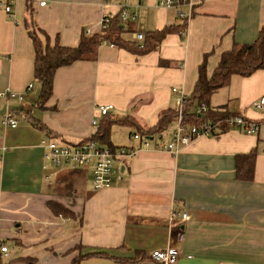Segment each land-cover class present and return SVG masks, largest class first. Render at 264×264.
I'll return each instance as SVG.
<instances>
[{
	"label": "crops",
	"instance_id": "obj_1",
	"mask_svg": "<svg viewBox=\"0 0 264 264\" xmlns=\"http://www.w3.org/2000/svg\"><path fill=\"white\" fill-rule=\"evenodd\" d=\"M12 1L11 15L0 8V92L5 93L0 120L7 111L17 120L15 127L0 124V242L8 249V256L0 253L2 264H72L80 255H89L80 264H161L150 253L171 246L179 248L175 264H264V104L253 105L264 96V68L231 76L210 99V106L258 122L254 134L228 129L171 153L160 148L170 130L145 147L143 137L133 138L132 127L113 124L111 143L136 151L114 159L109 187L93 189L92 162L51 166L41 145L44 138L68 143L89 138L96 131L92 121L102 118L99 107L109 104L112 117L132 115L141 126H153L165 109L175 107L173 88L188 98L204 57L210 75L234 42L256 39L264 26V0H191L192 7H181L189 15L184 36L169 33L145 54L103 43L96 59L57 70L45 109L35 105L39 84L24 25L28 8L50 43L65 46L76 45L84 32L100 31L103 14L114 15L123 4L122 36L132 41L134 33L184 20L159 0ZM8 92L21 93L22 99ZM252 148L253 178L238 180L234 157ZM49 201L75 216L55 214ZM130 259L136 261H122Z\"/></svg>",
	"mask_w": 264,
	"mask_h": 264
},
{
	"label": "trees",
	"instance_id": "obj_2",
	"mask_svg": "<svg viewBox=\"0 0 264 264\" xmlns=\"http://www.w3.org/2000/svg\"><path fill=\"white\" fill-rule=\"evenodd\" d=\"M183 3L184 0H176ZM179 25L166 26L161 29H155L145 32L141 41H132L122 36L125 27L120 19L119 12L111 16L109 25L105 29L98 32L81 35L78 43L74 46H65L58 40L50 43L48 36L38 29L33 21L32 9H27V16L24 25L32 40L34 48L33 75L39 84V94L35 101V105L45 109L46 102L53 95L54 77L57 70L73 64L77 61L94 60L98 47L104 42H110L115 46L131 50L137 54H145L156 50L164 37L169 33L179 32L183 37L186 31V19ZM206 57L198 67V76L194 84L193 90L186 99L182 109V123L184 125H199L203 122H219L220 127L217 132L229 129L224 123L226 117L230 115H241L239 112L229 111L225 106H210V99L213 93L218 89L229 84L233 75L246 77L254 71L264 68V26L258 31L257 37L250 43L234 42L229 50L221 53L219 62L210 75L206 71ZM201 105L205 106L204 111H200ZM199 110V111H198ZM29 114V113H28ZM242 116V115H241ZM101 120L97 123L96 131L91 138L99 144L109 147L115 151V147L110 141V128L113 124L132 127L144 139L158 137L162 138L163 134L170 130L177 118V110L175 107L165 109L158 117L153 126L143 127L132 115H126L114 118L108 112L101 116ZM37 123L36 119H32ZM90 138V137H89ZM89 138L83 139L85 141ZM256 156V148H252L249 152L236 154L234 157V172L238 180L251 181L253 178L254 161ZM48 207L55 213L62 216L75 215L68 209L60 206L58 203L49 201ZM0 244H3L0 242ZM96 254H103L96 252ZM89 255L77 256L73 259L72 264H80V262ZM115 260L120 258L111 257ZM22 260L30 263L33 260L23 258ZM125 262H135L134 260H122ZM16 262L12 260L8 264ZM0 264H2L0 260Z\"/></svg>",
	"mask_w": 264,
	"mask_h": 264
},
{
	"label": "built area",
	"instance_id": "obj_3",
	"mask_svg": "<svg viewBox=\"0 0 264 264\" xmlns=\"http://www.w3.org/2000/svg\"><path fill=\"white\" fill-rule=\"evenodd\" d=\"M109 0H106L108 2ZM12 0H0V8H2L7 14H12ZM40 5L45 4V0H40ZM158 5L161 7H170L177 9L178 17L182 19L189 18L188 14L182 12L181 7L186 5L189 8L192 7L191 0H184V2L178 3L176 0H159ZM121 11L119 16L122 22L127 21L126 5H120ZM110 13L103 14L100 21V30L108 27L110 19ZM133 39L141 41L143 34L138 32L133 34ZM106 43V42H104ZM113 46L112 43H107ZM28 90L32 89V84L27 87ZM172 92L175 93L174 105L177 110V118L173 123L170 133L169 141H161L160 148L167 150L171 153L179 152L184 146L188 145L193 139L200 136H212L217 134L220 123L219 122H203L199 125H184L182 123V109L187 99V96L180 89L173 88ZM10 96L17 99H22L21 93L8 92ZM4 92H0V96L4 95ZM264 104V96L260 97L258 101L253 102L255 107H261ZM113 108V105H104L99 107L101 115L108 113ZM206 108L201 105L200 111H204ZM199 111V110H198ZM98 121L93 120L92 126L97 127ZM224 123L227 124L229 129L238 128L245 134H254L258 131L259 123L251 121L241 115H230L225 118ZM0 124L3 126L15 127L17 120L14 117L13 112L7 111L0 120ZM134 139H139L138 134L133 135ZM143 145L148 147L149 141L142 138ZM41 145L45 148L44 160L50 162L54 166H84L89 163H93L92 169V187L95 190L109 187L111 185L113 162L117 156L131 157L135 153V149L117 148L112 151L109 147L99 144L91 136L85 141L77 143H68L62 139H42ZM1 156V153H0ZM184 221L188 220V215L182 213ZM182 240H180L181 242ZM0 253L8 256V249L5 245L0 244ZM179 255V248L177 246L167 247L163 250H154L150 253V257L161 264H175Z\"/></svg>",
	"mask_w": 264,
	"mask_h": 264
},
{
	"label": "rangeland",
	"instance_id": "obj_4",
	"mask_svg": "<svg viewBox=\"0 0 264 264\" xmlns=\"http://www.w3.org/2000/svg\"><path fill=\"white\" fill-rule=\"evenodd\" d=\"M126 35V34H123ZM127 35H130V33H128ZM38 85V84H37ZM35 92H37V87L34 89ZM50 164V163H49ZM52 166V164H50Z\"/></svg>",
	"mask_w": 264,
	"mask_h": 264
},
{
	"label": "bare ground",
	"instance_id": "obj_5",
	"mask_svg": "<svg viewBox=\"0 0 264 264\" xmlns=\"http://www.w3.org/2000/svg\"><path fill=\"white\" fill-rule=\"evenodd\" d=\"M158 250V249H157Z\"/></svg>",
	"mask_w": 264,
	"mask_h": 264
}]
</instances>
